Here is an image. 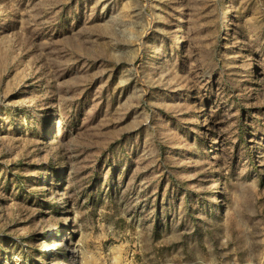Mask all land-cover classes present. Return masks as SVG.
<instances>
[{"label":"rangeland","instance_id":"1","mask_svg":"<svg viewBox=\"0 0 264 264\" xmlns=\"http://www.w3.org/2000/svg\"><path fill=\"white\" fill-rule=\"evenodd\" d=\"M0 264H264V0H0Z\"/></svg>","mask_w":264,"mask_h":264}]
</instances>
